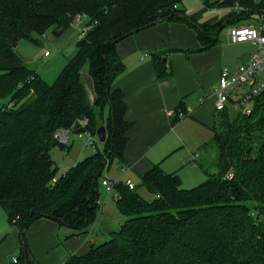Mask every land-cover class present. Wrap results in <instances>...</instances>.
<instances>
[{"label":"trees","instance_id":"obj_1","mask_svg":"<svg viewBox=\"0 0 264 264\" xmlns=\"http://www.w3.org/2000/svg\"><path fill=\"white\" fill-rule=\"evenodd\" d=\"M184 0H0V205L19 232L18 264H29L25 231L38 217H55L71 234L86 231L100 210V184L107 162L121 158L132 122L126 119L125 93L115 87L126 65L117 43L134 28L162 20L193 26L201 47L219 41L223 23L202 25L180 8ZM207 7L220 0H202ZM240 11L230 23L259 8L254 0H224ZM89 18L87 35L77 41L52 83L17 54L20 39L38 42L45 32L69 30L77 16ZM249 17V16H247ZM238 26V25H234ZM166 56L156 53L159 78L172 73ZM91 76V93L83 75ZM7 102H12L8 106ZM180 105L177 113L184 112ZM217 114L211 141L214 170L185 188L177 172L159 163L141 177L152 194L119 182L117 204L125 221L118 231L64 264H264V90L250 114ZM88 119L82 126L81 119ZM105 125L104 148L56 176L51 149L66 146L57 129ZM232 176L229 177L228 174Z\"/></svg>","mask_w":264,"mask_h":264},{"label":"crops","instance_id":"obj_2","mask_svg":"<svg viewBox=\"0 0 264 264\" xmlns=\"http://www.w3.org/2000/svg\"><path fill=\"white\" fill-rule=\"evenodd\" d=\"M195 1L198 2L196 6L199 14L197 17L189 15L192 19L204 26L216 25L221 22L223 25L225 24L219 31L218 43L211 48L194 52L184 51L201 47L197 30L185 22L169 20H162L138 30L117 43V51L123 59L126 69L116 81L115 87L121 88L125 93L124 99L127 104L125 117L132 122L122 157L113 159V161H118L121 178L135 177L136 175L142 177L153 164L159 163L166 172H177L181 177L182 186L190 188L195 185L185 183V179L181 175L182 167H180L181 164L188 163V158L189 163H199L205 173V178L207 173L205 168L214 170L212 163L215 160L216 152L213 148L204 146L212 139V126L219 113L215 109L213 90L218 84L224 65L235 70L241 64L249 61L255 50L249 42L232 41L228 29L234 25L246 23L259 24L261 19L264 26V0H254L259 8L250 17L230 23L226 22L240 11L237 4L224 6L222 4L224 0H220L219 5L210 8L205 6L202 0ZM195 1L184 0L180 8L185 10V2L187 5H192ZM156 53L166 56L165 58L168 59L172 69V73L164 78H159L155 71L154 55ZM263 74H261V78L264 81ZM231 98L232 103L225 112L234 118L238 114V110L234 104L236 102L235 95L232 94ZM180 105H183L185 109L183 110L185 116L187 115L186 118L181 120L180 117L178 119L175 117L172 119V115L170 116L169 113L166 115L167 110L177 111ZM187 119L199 122L211 129L212 132V135L206 131L203 133V137L200 138L203 145H198L197 142L196 146L200 149L197 152H192L191 149L189 157H186L187 153L179 155L178 149H173L174 147L169 146L166 142ZM69 131L75 132L74 129H69ZM64 144L66 147L73 146L68 145V142ZM194 153L198 155L196 159L192 160L191 157ZM112 194H106L103 199L100 191V210L96 220L86 231L80 233L71 234L68 228L61 226L58 221L52 218L38 217L35 219L25 231L29 264H64L69 256L85 254L88 249L84 250L90 244L91 248L93 244H98L107 238L109 233L118 231L125 221V217L120 212L114 195L113 198L116 201L113 202ZM40 224L49 227L48 244L43 254L34 251L31 237L32 230ZM0 226L3 228L1 235L7 230L12 231L0 243V264H5L11 256L15 255L17 246L20 251V241L17 227L9 223L7 213L1 205ZM5 227L7 230L4 229ZM64 234H69L72 237L63 239L62 235Z\"/></svg>","mask_w":264,"mask_h":264},{"label":"rangeland","instance_id":"obj_3","mask_svg":"<svg viewBox=\"0 0 264 264\" xmlns=\"http://www.w3.org/2000/svg\"><path fill=\"white\" fill-rule=\"evenodd\" d=\"M196 5H198V2L196 1L192 5H187L185 2L184 6H185L186 14L197 17L199 13ZM253 12L254 11L248 12V10H246V14L243 15V17L246 16V18H248L247 16L250 17L252 15L251 13ZM88 23H89V18L86 16H82L74 22L73 26L69 30H65L64 32L58 34H53L50 33L49 31L45 32L41 37H38L37 43L30 42L25 39H20L15 46V50L29 68L35 70L48 83H52L56 78L62 63L66 61V59L71 58L75 54L77 50V41L79 40L78 32L81 29H83L84 26H86ZM45 51H48V55H44ZM225 66L230 67L228 65H224L223 67ZM262 77H264V74ZM169 112L173 113L177 111L167 110L166 115H168ZM186 117L187 115L185 117H181L180 119L182 120ZM174 118L175 116H172V119ZM205 131L208 134L212 135L211 129H209L208 127L201 125L199 122L193 119H187L167 139L166 142L169 146L171 145V147H174L173 149L175 148L178 149L179 155H183L184 153H187L186 157H189L190 156L189 151L191 149L192 152H197L200 149L197 148L198 146H196V144L197 142L198 145H201L203 143V141L201 142L200 138L203 137V133ZM68 137H69L68 145H73L72 147H66L65 149H61L58 146H55L51 149V158L54 160L58 168L56 176H58L66 169H69L79 159L81 160L87 157L88 155H90V153L95 152L97 149L104 148V144H105V142L99 140L100 142L97 147L87 145L84 135L77 132L75 133L73 131L68 132ZM188 163H189V158H188ZM188 163L184 165L181 164L182 166H180L182 167L181 175L182 177H184L185 183L192 185L193 184L198 185L202 183L205 180V173L203 169L199 166V163H195V162L189 164ZM104 174H105L104 177L106 178H109L113 181L118 180L119 182H123V183H125V181L128 178H131L132 182L137 187L138 192L143 197L145 198L151 197V192L145 186L142 185L140 176L138 175H136L135 177L126 176L125 178H121L120 176L121 173L119 172V165L117 160H114L112 162L111 167H109V165L108 166L106 165L104 169ZM100 191H101V197H103L104 199L105 195L106 194L108 195V192L105 186H103L102 184H100ZM114 194H116V191H114ZM114 194H112L113 202L116 201L113 198ZM102 204L101 206H103ZM1 229L3 228H1L0 226V235H1ZM4 229L7 230V227H5ZM11 232L12 231L7 230L4 234L0 236V238H2L3 236L6 237V235L9 236ZM16 236L18 237V234ZM31 237H32V246L34 248V251L38 254H43L48 244L49 227L44 224L38 225L36 228L32 230ZM70 237L72 236H69V234L62 235L63 239ZM90 246L91 244L88 246V248L84 250L86 251L88 249L86 253L84 252L85 254H87L90 251L91 249ZM15 249H16L15 255L11 256L5 264H8L13 259L18 260L19 247L17 246Z\"/></svg>","mask_w":264,"mask_h":264},{"label":"built area","instance_id":"obj_4","mask_svg":"<svg viewBox=\"0 0 264 264\" xmlns=\"http://www.w3.org/2000/svg\"><path fill=\"white\" fill-rule=\"evenodd\" d=\"M82 17L77 16L76 20ZM75 20V21H76ZM91 26L88 24L84 26L78 32V38L85 37ZM230 38L234 42H249L255 50L251 55L249 61L241 64L237 69L232 70L228 67H224L221 70L218 84L213 90L215 97V109L218 112L227 110L228 106L232 103V94L236 97L235 107L238 113L250 114L255 102V98L264 90V81L261 78V74L264 73V26L263 20H260L259 24H243L238 26H232L228 29ZM44 55H48V51L44 52ZM239 92V93H238ZM8 106H12V102H7ZM176 114L169 112V115L174 116ZM179 117H184L185 112L177 113ZM82 126L88 124V119L84 118L80 120ZM69 129H57L54 132V138L61 143L68 142ZM80 134L84 135L87 145L97 147L99 144V137L97 133H93L90 129L85 128ZM197 153L192 155L191 159L194 160L197 157ZM110 165L109 161L106 164ZM232 176L231 173L228 174ZM102 185L105 186L108 193H113L115 199L120 197L116 185L119 181H113L109 178L103 177L101 181ZM125 184L130 189H135V185L131 179H127ZM17 259H13L8 264H18Z\"/></svg>","mask_w":264,"mask_h":264},{"label":"water","instance_id":"obj_5","mask_svg":"<svg viewBox=\"0 0 264 264\" xmlns=\"http://www.w3.org/2000/svg\"><path fill=\"white\" fill-rule=\"evenodd\" d=\"M153 24H154V23H151V24H149V25H147V26H151V25H153ZM138 30H139V28H134V29L130 30L128 33L124 34L123 37H127L128 35H130V34L136 32V31H138ZM83 77H84V79H85V81H86V84H87V86H88L90 92H91V93H94V84H93V80H92L91 76H90L89 74L85 73V74L83 75ZM97 135H98L100 141L104 142V141L106 140V137H107V130H106V126H105V125H101V126L98 127V129H97ZM48 218H52V219H54V220H57V218L52 217V216H51V217H48ZM4 238H5V236H3V237L0 239V243L4 240Z\"/></svg>","mask_w":264,"mask_h":264}]
</instances>
